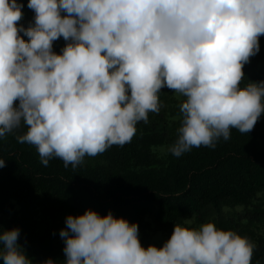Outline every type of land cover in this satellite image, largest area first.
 Instances as JSON below:
<instances>
[{
  "label": "clouds",
  "instance_id": "clouds-1",
  "mask_svg": "<svg viewBox=\"0 0 264 264\" xmlns=\"http://www.w3.org/2000/svg\"><path fill=\"white\" fill-rule=\"evenodd\" d=\"M23 7L0 0V137L23 125L17 141L34 145L44 166L59 158L75 168L130 143L137 123L160 112L165 86L185 98L176 157L215 148L232 129L247 134L264 114V81L240 86L264 35V0H29L27 28ZM65 225L63 264H252L255 249L213 222L176 224L162 247L147 248L138 224L111 212L89 209ZM19 236L0 233L3 264H33Z\"/></svg>",
  "mask_w": 264,
  "mask_h": 264
},
{
  "label": "trees",
  "instance_id": "trees-1",
  "mask_svg": "<svg viewBox=\"0 0 264 264\" xmlns=\"http://www.w3.org/2000/svg\"><path fill=\"white\" fill-rule=\"evenodd\" d=\"M28 2L18 0L24 5L18 23L25 28L35 17ZM66 43L63 37L54 41L53 51L61 54ZM243 72L241 87L264 81V35ZM184 99L163 87L160 112H149L148 123H137L130 143L85 156L75 168L59 158L44 166L34 145L17 141L26 131L23 125L0 137V160L5 161L0 167V233L18 228V243L33 264L49 258L63 264L59 233L65 219L89 209L138 224L144 248L162 247L176 224L199 228L213 222L247 237L255 245L252 264H264V114L247 134L232 129L230 139L220 138L215 148L194 147L176 157L169 148L177 139Z\"/></svg>",
  "mask_w": 264,
  "mask_h": 264
},
{
  "label": "rangeland",
  "instance_id": "rangeland-1",
  "mask_svg": "<svg viewBox=\"0 0 264 264\" xmlns=\"http://www.w3.org/2000/svg\"><path fill=\"white\" fill-rule=\"evenodd\" d=\"M177 96H178V94H177Z\"/></svg>",
  "mask_w": 264,
  "mask_h": 264
}]
</instances>
